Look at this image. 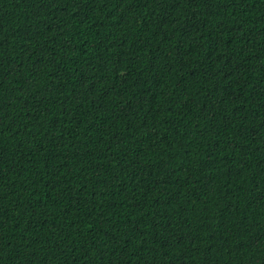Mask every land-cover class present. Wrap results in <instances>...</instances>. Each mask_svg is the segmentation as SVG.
Returning a JSON list of instances; mask_svg holds the SVG:
<instances>
[{
  "label": "trees",
  "instance_id": "16d2710c",
  "mask_svg": "<svg viewBox=\"0 0 264 264\" xmlns=\"http://www.w3.org/2000/svg\"><path fill=\"white\" fill-rule=\"evenodd\" d=\"M0 264H264V0H0Z\"/></svg>",
  "mask_w": 264,
  "mask_h": 264
}]
</instances>
